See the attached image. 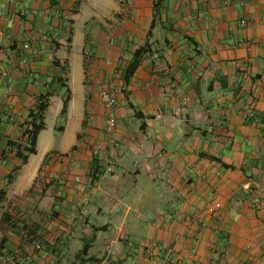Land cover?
Instances as JSON below:
<instances>
[{"label":"crops","instance_id":"crops-1","mask_svg":"<svg viewBox=\"0 0 264 264\" xmlns=\"http://www.w3.org/2000/svg\"><path fill=\"white\" fill-rule=\"evenodd\" d=\"M155 2L0 0V264H81L87 245L84 264H264V0H167L149 37ZM84 13L96 31L77 52ZM147 41L126 97L122 70ZM67 60L70 88L83 69L76 141L42 150L46 127L8 183L21 166L8 143L42 95L64 104ZM104 88L119 99L115 147Z\"/></svg>","mask_w":264,"mask_h":264},{"label":"trees","instance_id":"trees-1","mask_svg":"<svg viewBox=\"0 0 264 264\" xmlns=\"http://www.w3.org/2000/svg\"><path fill=\"white\" fill-rule=\"evenodd\" d=\"M167 0H157L154 4V21L152 30L149 32V37L152 36L153 29L156 26V21L158 17H160L163 13V8ZM73 32H71V36ZM69 43H72V39H69ZM153 53V44L150 41H147L142 47L136 49L131 54V60L129 63L124 67L122 70V82L124 84V93L126 97H128L129 93L127 89L131 86V83L136 75L137 70L141 66L142 61L144 58ZM60 65V64H59ZM62 72L67 78H60V83L62 87L66 90V97L64 98L63 109L60 115V118L63 122L67 121L70 102L72 100V90L68 85V77L70 74V61L67 60L65 64L61 65ZM85 76L88 77V68L85 66ZM49 95H42L35 107L30 111L28 120L22 125V136L14 141L8 143V149L13 148L14 150L8 152V149L4 152V156L9 155L12 153L19 161H21V166L15 167L11 170V173L8 175V183H11L16 175V173L22 168V166L27 165L29 162V158L31 155H36L38 152V141L40 134L46 130V112L49 108ZM136 116H141L140 113H137ZM57 130L61 131L64 130V126L57 127ZM81 138V135L78 136ZM76 148H73L75 150ZM72 150V151H73ZM50 156H47L46 160L48 161ZM225 167H229L224 165ZM6 200V191L3 190L0 193V212L3 209V204ZM7 219L9 221L11 218L6 214L3 216V220ZM89 246H85L80 253V260L81 264L84 262H90L92 259L85 260V256H87V251Z\"/></svg>","mask_w":264,"mask_h":264},{"label":"rangeland","instance_id":"rangeland-1","mask_svg":"<svg viewBox=\"0 0 264 264\" xmlns=\"http://www.w3.org/2000/svg\"><path fill=\"white\" fill-rule=\"evenodd\" d=\"M87 19V14L84 13L83 17L80 19L77 25V52L80 51V47L84 42L86 32H91L94 35L93 30L96 29L95 26L93 27V25H91L89 26L90 30H87L84 24ZM71 78V88L73 90L75 99L72 105V117L69 130L66 134H62L59 130L55 131V127L59 128L65 126V122L59 119L60 113L63 108V100L59 96L54 97L51 101V107L46 112L47 130L42 136V150L46 147L47 143H49L47 145L55 146L57 149L64 150L67 145L76 141L77 131L81 130L80 122L78 120L80 116H84L85 88L82 84L83 69L80 64L74 65ZM40 157L41 153L40 155L32 158L29 167L25 169L26 174H32V172H35L36 168L40 164Z\"/></svg>","mask_w":264,"mask_h":264},{"label":"built area","instance_id":"built-area-1","mask_svg":"<svg viewBox=\"0 0 264 264\" xmlns=\"http://www.w3.org/2000/svg\"><path fill=\"white\" fill-rule=\"evenodd\" d=\"M22 14L26 15L27 10L25 8H21ZM0 15H3L2 9L0 7ZM100 102L106 110V122H105V134L107 139L109 140V144L113 147L117 146V139H116V130H117V123H118V109H119V99L117 94L114 90L110 88H104L100 94ZM2 121L0 117V122ZM13 148H9L8 152L13 151ZM101 151V147L97 148V154ZM12 155V153L10 154ZM63 159L70 160L72 164L75 162L74 156L72 154L64 155ZM74 165V164H73ZM46 168L43 171L46 172ZM77 182H80V178H76ZM37 248H41V244H37Z\"/></svg>","mask_w":264,"mask_h":264}]
</instances>
